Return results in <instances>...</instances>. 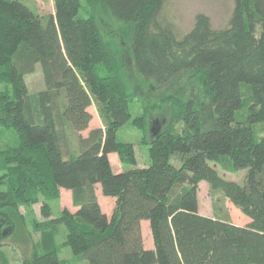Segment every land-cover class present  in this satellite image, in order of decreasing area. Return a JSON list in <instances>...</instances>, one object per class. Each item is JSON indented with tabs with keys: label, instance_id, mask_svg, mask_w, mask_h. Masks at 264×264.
Listing matches in <instances>:
<instances>
[{
	"label": "trees",
	"instance_id": "16d2710c",
	"mask_svg": "<svg viewBox=\"0 0 264 264\" xmlns=\"http://www.w3.org/2000/svg\"><path fill=\"white\" fill-rule=\"evenodd\" d=\"M167 1L54 0L55 14L43 17L26 0H0V129L16 138L0 150V264H8L2 243L15 232L11 215L43 197L51 217L61 189L78 209L49 221L63 225V243L54 231L43 233L33 258L16 264H264V138L255 129L264 121V0H232L223 28L200 13L183 33L164 12ZM100 11L117 24L113 31L101 30ZM126 44L139 77L169 93L133 120L131 84L139 83ZM37 66L44 87L31 92L27 77ZM94 103L104 127L84 137ZM165 108L169 123L153 136L148 119ZM131 120L149 145L147 167H139L132 143L117 139ZM113 153L127 168L114 170ZM219 168L246 170L243 183ZM201 182L250 222L202 215ZM97 186L116 201L110 216ZM63 247L71 260L61 259Z\"/></svg>",
	"mask_w": 264,
	"mask_h": 264
},
{
	"label": "rangeland",
	"instance_id": "374dc122",
	"mask_svg": "<svg viewBox=\"0 0 264 264\" xmlns=\"http://www.w3.org/2000/svg\"><path fill=\"white\" fill-rule=\"evenodd\" d=\"M26 2L40 15L47 17L55 14L54 0H26ZM234 3L232 0H168L165 5L164 12L174 21L180 32H187L194 24L195 18L198 14L203 13L210 17L214 28L225 27L232 15ZM99 20L101 22V30L105 32L113 31L117 24L103 11L99 12ZM120 43V40L117 39ZM127 47V48H126ZM125 57L129 67V72L132 78L138 79L137 83H132L133 91L135 92V99L133 101L132 120L141 116L144 112L145 106L159 104V98L162 95L169 93H162L161 90L155 89L153 85L144 82L136 72L134 61L129 49V45L125 46ZM27 83L31 92L41 90L43 86V75L40 66H37L36 72L27 77ZM184 84V80H182ZM135 89V90H134ZM172 91V90H171ZM170 92V91H169ZM89 111L92 113V123L87 130L81 132V135L87 137L90 130L97 127H104L103 117L100 107L94 103ZM169 109L157 111L148 119L150 134H155L156 131L162 130L168 123L171 117ZM121 127L117 134V139L120 142L132 143L135 147L139 167H147L150 163L149 145L146 144L145 134L142 130L137 128L133 121ZM256 133L259 139L264 138V121L259 122L256 126ZM77 136V134H75ZM154 136V135H153ZM152 138V136H151ZM72 144L76 147V138L72 136ZM16 138L11 131L0 129V150L6 148L8 145H15ZM110 161L115 171L119 172L127 168L123 166L116 153L110 155ZM173 163L179 166V162L173 159ZM213 163H211L212 165ZM219 173L228 180L243 183L246 170H240L235 173L225 174L219 168ZM187 184L177 186L173 195L182 191ZM199 190V211L206 217L229 221L235 225L244 226L250 222V219L242 213V211L234 206L225 195L219 191L214 190L207 182L200 183ZM96 193L103 212L108 216L112 215L116 201L110 197H105L102 193L101 187H96ZM44 198L41 197L38 203L28 206H22L19 214L13 213L11 216L15 223V232L4 239L3 254L8 264H16L24 258L32 259L36 251V245L43 244L45 239L43 233L54 231L55 240L58 244H62L65 236V229L63 225L51 226L49 222L60 217L63 210L67 209L75 213L78 209L74 206L72 193L69 190L61 189L60 199L50 202L51 217H46L43 214L42 208L44 206ZM142 236L144 245L147 249L154 248L153 237L149 222L145 221L142 224ZM61 259L71 260L74 255L70 248L63 247L60 254ZM84 264V263H78Z\"/></svg>",
	"mask_w": 264,
	"mask_h": 264
},
{
	"label": "water",
	"instance_id": "95a60500",
	"mask_svg": "<svg viewBox=\"0 0 264 264\" xmlns=\"http://www.w3.org/2000/svg\"><path fill=\"white\" fill-rule=\"evenodd\" d=\"M9 230H10V229H6V230H4V234L7 233Z\"/></svg>",
	"mask_w": 264,
	"mask_h": 264
},
{
	"label": "crops",
	"instance_id": "0c3cea01",
	"mask_svg": "<svg viewBox=\"0 0 264 264\" xmlns=\"http://www.w3.org/2000/svg\"><path fill=\"white\" fill-rule=\"evenodd\" d=\"M91 123H92V121H91ZM93 129H94V128H93ZM144 222H145V221H144ZM144 222H143V223H144ZM143 223H142V224H143Z\"/></svg>",
	"mask_w": 264,
	"mask_h": 264
}]
</instances>
